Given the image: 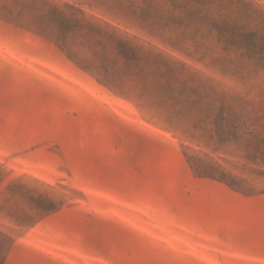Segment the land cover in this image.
<instances>
[{
	"label": "rangeland",
	"instance_id": "obj_1",
	"mask_svg": "<svg viewBox=\"0 0 264 264\" xmlns=\"http://www.w3.org/2000/svg\"><path fill=\"white\" fill-rule=\"evenodd\" d=\"M0 264H264V0H0Z\"/></svg>",
	"mask_w": 264,
	"mask_h": 264
}]
</instances>
